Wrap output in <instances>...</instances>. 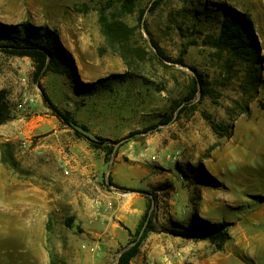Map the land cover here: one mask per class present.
<instances>
[{
	"label": "rangeland",
	"instance_id": "1",
	"mask_svg": "<svg viewBox=\"0 0 264 264\" xmlns=\"http://www.w3.org/2000/svg\"><path fill=\"white\" fill-rule=\"evenodd\" d=\"M124 4L0 0V46L12 27L56 30L82 83L110 78L92 93L59 72L40 80L81 133L109 140L100 146L47 107L32 59L0 49V93L13 117L0 144L19 164L3 163L0 150V264H117L149 204L155 228L131 264H264V83L254 87L250 68L211 44L232 8L252 18L264 56V0ZM101 16L127 29L109 41ZM193 69L219 98L193 96ZM209 119L232 138H219ZM219 223L231 235L222 248L201 240Z\"/></svg>",
	"mask_w": 264,
	"mask_h": 264
},
{
	"label": "trees",
	"instance_id": "2",
	"mask_svg": "<svg viewBox=\"0 0 264 264\" xmlns=\"http://www.w3.org/2000/svg\"><path fill=\"white\" fill-rule=\"evenodd\" d=\"M134 2L135 0H125L123 7L128 9L134 5ZM221 6L223 7V5ZM101 24L103 27V33L109 41L114 38L117 32H121L123 30L121 28H126L123 23H109L107 18L104 16H101ZM10 29L9 43L0 46V49L14 56L28 57L34 61L37 68L35 81L41 90L45 104L53 111L54 115L64 125L73 129L77 136L85 137L92 144L101 146V144L103 145V143L109 142V140L102 139V143H97L81 133L79 131V126L73 120L72 115L70 113L62 112L54 104L41 85L40 80L50 71L59 72L71 78H77L81 90L85 93H92L93 91L98 90L101 86H106L110 78L102 79L94 83H82L79 80L74 59L63 46L60 34L56 30H51L49 28H35L31 26L12 27ZM152 44L158 57L165 61L172 62L171 59L166 57L162 48L155 41H152ZM211 44L218 51L229 54L234 61L247 65L253 73L250 79L253 82L254 87L257 88L264 83L260 75V73L264 72V56H262V48L254 22L247 13L228 8L221 23L220 33L218 37L212 39ZM176 62L177 64L186 66L183 59H179ZM193 72H195V76L192 80L193 96L200 94L203 98H219L212 84L207 81L203 75L198 73L196 69H193ZM261 108L264 111V104H261ZM12 119L11 107L6 101L4 94L0 93V127L11 122ZM172 121L173 117L167 118L165 119L164 124H170ZM211 126L214 133L219 138H232V133L229 131L228 127L220 125L215 121H211ZM82 129L85 132L87 131L86 127H82ZM135 136H137V134H132L129 138H134ZM112 144L115 145V143ZM10 147V143L0 144V150L3 153V163L7 164V161H9L13 168L19 170V164L15 160L13 154H9L8 151L10 158H6V151L8 149L10 150ZM114 148V146L108 147V154L112 155L114 153ZM107 184L125 191H136L134 189H127L116 185L111 178ZM138 192L148 196L152 195L147 191ZM151 201L153 202L152 197ZM150 209L151 204H149L148 210L143 217V221L136 231V238L134 242L127 250L122 252L117 264H131L134 258L138 255L143 242L148 238V235L154 231L155 227ZM146 224V230L141 239H139L140 233ZM174 232L176 234H182L185 237H193V235L189 232ZM201 240L211 241L212 243L218 245L219 248H222L223 245L231 240L228 224L219 223L212 225L207 235L201 236ZM135 242H137L136 245H133Z\"/></svg>",
	"mask_w": 264,
	"mask_h": 264
},
{
	"label": "water",
	"instance_id": "3",
	"mask_svg": "<svg viewBox=\"0 0 264 264\" xmlns=\"http://www.w3.org/2000/svg\"><path fill=\"white\" fill-rule=\"evenodd\" d=\"M119 146H120V143L116 144V146H115V148H114V153L117 152ZM148 221H149V220H148ZM148 221H147V223H148ZM146 226H147V224L143 227V229H142V231H141V233H140L139 239H141V237L143 236V234H144V232H145V230H146ZM136 243H137V242H135L133 245H136Z\"/></svg>",
	"mask_w": 264,
	"mask_h": 264
},
{
	"label": "crops",
	"instance_id": "4",
	"mask_svg": "<svg viewBox=\"0 0 264 264\" xmlns=\"http://www.w3.org/2000/svg\"><path fill=\"white\" fill-rule=\"evenodd\" d=\"M259 217L258 215H256V218Z\"/></svg>",
	"mask_w": 264,
	"mask_h": 264
}]
</instances>
